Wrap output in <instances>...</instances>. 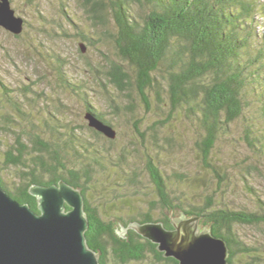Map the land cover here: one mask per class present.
Returning a JSON list of instances; mask_svg holds the SVG:
<instances>
[{"label": "trees", "instance_id": "trees-1", "mask_svg": "<svg viewBox=\"0 0 264 264\" xmlns=\"http://www.w3.org/2000/svg\"><path fill=\"white\" fill-rule=\"evenodd\" d=\"M75 1L91 29L88 32L80 29L61 9V17L75 31L68 34L60 24L58 35L79 40L78 51L83 59L85 51L82 52L81 44L86 49L110 39L114 59L108 53H101L105 55V65L89 64L87 71L101 90L113 117L132 111L134 104L130 93L134 88L146 105L149 103L148 92L153 91L156 104L160 106L166 102L171 116L185 112L190 117L200 132L196 146L203 166L219 176L216 167L210 163L213 148L222 135L229 133L234 121L245 120L249 115L260 123V127L247 125L245 129L255 136L252 138L244 132L245 137L255 152L264 158V0ZM135 4L146 7L143 16L134 11ZM27 25L24 20L23 31L13 35L15 39L22 38ZM48 57L49 64L58 74L55 80L61 83L63 90L81 101L85 114L89 113L113 128L104 113L99 112L87 97L85 85L70 84L62 78L64 59L56 53ZM109 89L126 93L128 106L119 105L110 96ZM14 93L15 89H10L0 79V108L8 107L18 117L13 120L7 111L0 115V155L4 149L2 136L5 133L15 136L4 149L3 168L16 172L12 187L7 186L0 174V186L11 198L20 204H28L36 213L37 200L29 194L32 185L50 186L64 181L79 189L84 196L88 219L85 237L89 248L97 253L99 264H145L149 259V264H179L173 258L164 257L156 244L128 226L134 222H161L171 229V216L180 212L188 217H201L203 228L226 241L228 264H264L262 245L249 246L234 232L239 225L264 224V214L231 209L222 201L215 203L211 195L202 203L191 202L183 197L180 186L196 190L197 180L186 185L185 174L165 175L155 165L149 153L150 146L159 147L158 128L164 122L154 121L146 132L140 130V121L133 124L145 150L142 163L153 194L141 195V176L136 171L130 178L128 175L123 178L122 185L117 182L110 185L113 190L116 186L122 191L125 189L121 197L112 201L127 205L116 212L121 215L107 214L105 208L102 212L104 209L98 207L106 195L96 186L105 181L111 183L109 175L116 165L107 156L115 139H108L85 124L69 128L52 115L54 113L47 114L37 124L30 113L17 107ZM15 125L19 132L11 128ZM86 132L92 137H85L83 133ZM146 136L150 140L147 141ZM125 153L123 150L120 156L125 158ZM94 196L98 201L96 206L90 200ZM136 196L143 201L137 212L131 207L132 202L125 200ZM123 228L127 232L122 234Z\"/></svg>", "mask_w": 264, "mask_h": 264}, {"label": "rangeland", "instance_id": "rangeland-1", "mask_svg": "<svg viewBox=\"0 0 264 264\" xmlns=\"http://www.w3.org/2000/svg\"><path fill=\"white\" fill-rule=\"evenodd\" d=\"M11 6L17 16L23 18L27 23L22 38L15 39L12 34L0 28V79L10 88L15 89L16 105L23 111L32 115V120L39 124L43 117L52 114L66 124L69 128L79 124H85V110L80 100L68 94L59 81L56 70L51 67L49 55L58 54L64 59L63 79L70 84L79 82L86 86V94L93 106L99 112L104 113L107 120L112 123L117 133L115 143L110 146L107 159L114 165L110 172V184L108 181L101 182L97 189L103 193L105 200L98 204L96 197L92 205L98 204L99 210L104 208L107 214H114L125 205L112 201L125 193V189L115 187L114 192L110 186L118 183L122 185L127 175L134 174L141 176V195L147 193L152 195L153 188L144 172L143 159L145 150L139 142V136L134 132L133 124L140 121L139 126L142 132H146L154 121L164 122L158 128L160 137L159 147L150 146L149 152L155 165L158 166L165 175H173L175 172L185 174L187 178L184 183L192 185L197 183L196 190L180 186L183 197L194 203H202L203 199L211 195L215 203L224 202L229 208L264 214V158L250 146L244 132L249 133L254 138V134L245 129L247 125L260 127V123L253 117L247 115L245 120L234 121L230 126L229 133L222 135L216 142L210 163L216 167L219 176L212 173L211 169H206L198 153L196 143L199 140V130L193 125L190 117L185 112L170 115V106L163 102L160 106L156 104L154 92H148V105L140 101L136 88L130 93L133 100L131 112H123L118 118L110 113V108L98 86L93 82L91 74L87 71L89 64L103 67L105 65V55L114 59V52L110 39L105 43L96 46H87L81 57L79 40L73 38H62L58 25L62 24L68 34H74V28L61 17L60 11L64 9L68 18L76 23L80 29L90 31L91 25L78 8L75 0H11ZM134 11L139 16L146 13V7L134 5ZM62 18V19H61ZM100 42V41H99ZM87 61V65H86ZM50 63V64H49ZM110 96L115 98L119 105L128 106L127 98L121 93H115L109 89ZM166 100V99H165ZM1 104V103H0ZM163 105V106H162ZM7 107V106H5ZM254 109V108H253ZM9 112V117L18 120L13 110L0 108V115ZM124 111V110H123ZM255 109L253 110L254 115ZM13 114V116H12ZM251 118V119H250ZM38 121V122H37ZM24 123L21 122V125ZM15 132H19L16 125ZM28 128H31L28 125ZM78 135V134H77ZM87 138L92 137L88 132L83 133ZM13 133H5L2 136L4 149L14 141ZM146 140H150L146 136ZM149 147V145H147ZM149 148V149H150ZM0 155V174L7 186L12 187L15 180V169H4L3 152ZM125 150V158L121 157V152ZM130 154H129V153ZM121 161V162H120ZM118 165V166H117ZM130 178V177H129ZM177 179V178H172ZM180 185V184H178ZM99 186V187H98ZM200 187V188H199ZM201 189V190H200ZM122 191V192H121ZM132 202L131 207L137 212L142 205L141 197L125 199ZM112 201V202H111ZM112 204H114L112 206ZM104 211L102 212H105ZM181 213V212H180ZM178 213L172 218L178 217ZM122 213H116L121 215ZM238 238L249 246L262 245L264 248V224L239 225L234 228ZM150 259L145 263L149 264Z\"/></svg>", "mask_w": 264, "mask_h": 264}, {"label": "water", "instance_id": "water-1", "mask_svg": "<svg viewBox=\"0 0 264 264\" xmlns=\"http://www.w3.org/2000/svg\"><path fill=\"white\" fill-rule=\"evenodd\" d=\"M23 26L24 20L16 15L10 0H0V28L17 36ZM80 48L85 51L82 44ZM84 118L88 127L108 139L116 138L110 125L89 113ZM29 194L37 200V213L0 186V264H99L85 237L88 219L81 191L59 181L50 186L32 185ZM200 219L181 212L171 217V229L161 222H134L128 229L179 264H228L226 241L203 228ZM126 232L123 228L122 234Z\"/></svg>", "mask_w": 264, "mask_h": 264}]
</instances>
